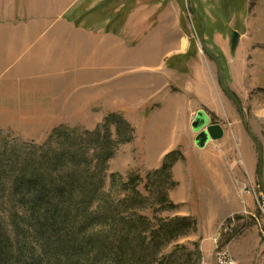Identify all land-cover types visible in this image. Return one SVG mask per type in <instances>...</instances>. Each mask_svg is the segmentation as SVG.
Instances as JSON below:
<instances>
[{"label":"rangeland","instance_id":"1","mask_svg":"<svg viewBox=\"0 0 264 264\" xmlns=\"http://www.w3.org/2000/svg\"><path fill=\"white\" fill-rule=\"evenodd\" d=\"M31 1L0 0V31L8 30V26L2 25L5 22L19 23L23 20ZM192 4L205 24V45L218 60L224 83L236 97L241 113L222 90L216 63L201 50V26L189 13L186 0H43L44 8L39 10L41 18L54 24L49 30L53 36L44 38V45L48 41L61 49L55 54L58 58L56 66L60 70L69 67L66 59L76 53L79 43L83 48L79 52L81 54L91 49L99 50L100 45L93 42L90 36L76 41L69 31L62 30L61 37L54 34L55 28L59 27H55L58 21L54 19H62V22L67 21L75 28L88 32L117 35L128 17L136 13L137 18L142 20L139 25L144 31L137 32L133 40L141 39L142 43L147 39L143 33L153 29L156 34L150 35L154 39L150 49L151 52L154 49L159 52L163 43L161 40L170 39L172 56L166 65L172 69V77L167 79L165 88L177 97L175 101L188 102L173 103V107L185 105L187 115L181 120L174 112L176 120L172 124L169 105L160 110L161 104L126 103L114 98L108 101L105 109L92 112L91 118L85 120L88 125L25 126L16 124V120L7 116L17 117L19 114H30L29 111L12 108L13 100L6 91H0V100H5L10 106L0 111V139L43 145L54 128L64 126L93 130L96 127L94 123L102 121V113H117L134 128L135 136L131 143L118 148L108 163V174L119 173L126 178L129 172H133L144 181L146 173L152 171L149 168L158 165L165 154L171 151L183 154L185 151L188 156L186 150L196 148V133L191 126L197 112L203 111L210 124L225 126L223 131H226L230 141V145L224 146H218L220 140L210 141L203 149L226 150L231 156L224 159L223 166L227 170L222 169L220 174H211L208 168L202 167L203 164H197V169L192 171L189 164L188 168H182V172L177 169L176 177L181 187L173 199H183L186 204L177 211L162 212L160 216H184L185 213H180L183 210L199 222V230L197 228L194 233L172 242L164 251L173 250L176 245L183 247V252L174 258L172 264H194L196 249L200 255L198 264H264V193L258 177L256 148L243 125L244 120L260 144L264 186V0H192ZM143 9L149 10L147 22L142 18L145 14ZM43 31V36H48L45 27ZM234 32L238 34V39L235 49H232L231 35ZM36 34L42 37V29ZM26 55L21 49L7 57L0 53V87L5 89L8 86L15 72L25 63ZM198 75L204 81L203 90L198 88ZM129 76L126 72L123 75L126 86ZM115 79L109 77L108 83L112 85ZM130 87L133 89L131 84ZM199 91L211 93L214 103H203ZM98 100L92 97V104L98 103ZM199 159L203 162L209 160L206 156ZM143 183L139 185L140 192H143ZM234 215L241 218L232 225L226 222L219 227L225 219ZM187 253L191 254L186 256Z\"/></svg>","mask_w":264,"mask_h":264},{"label":"trees","instance_id":"2","mask_svg":"<svg viewBox=\"0 0 264 264\" xmlns=\"http://www.w3.org/2000/svg\"><path fill=\"white\" fill-rule=\"evenodd\" d=\"M134 133L110 113L93 130L54 128L43 145L0 139V264H172L183 247L164 250L197 229L191 216H160L181 207L169 192L182 154L167 153L144 181L108 174Z\"/></svg>","mask_w":264,"mask_h":264},{"label":"crops","instance_id":"3","mask_svg":"<svg viewBox=\"0 0 264 264\" xmlns=\"http://www.w3.org/2000/svg\"><path fill=\"white\" fill-rule=\"evenodd\" d=\"M40 8H44L43 0L29 2L25 11L26 17L19 23L5 22L2 25H4L3 27L8 26V30L0 31V53L6 57L18 49L27 53L25 63L15 72V76L8 82L5 89L0 87V91H6L10 99L13 100L12 108L29 111L30 114H19L17 117L7 116L9 119H14L16 124L25 126L88 125L89 122L85 120L91 118L92 112L105 109L108 101L114 98L121 99L126 103L161 104L160 110L164 105H169L168 111L171 113L172 124L176 120L173 117L174 112L181 120L184 119L185 114L187 115L185 105L173 107V103L188 102L186 100L175 101L177 97L172 96L171 90L165 88L167 79L172 77V69L166 65V61L172 56L170 53L172 41L159 38L163 41L160 51L154 49L151 52V43L154 39H151L150 35L156 34V31L152 29L146 34L143 33L147 39L142 43L141 39L133 40L137 32L141 29L142 32L144 31L143 27L139 25L142 20L137 18L136 13L128 17L117 35L98 33V31L88 32L75 28L67 21L62 22V19H54V21H58L55 27L59 25L58 28H55L54 34L60 36L62 30L69 31V35L74 34L76 41L90 36L93 42L100 45L99 50L91 49L88 53L81 54L79 52L83 48L79 46V43L75 48L76 53L71 54L69 60L66 59L69 67L60 70L56 66L58 58L55 54L61 49L50 45L48 41L44 45V38L49 39L53 36L49 30L54 24L41 18ZM143 12L145 14L142 18H145L144 22H147L149 10L143 9ZM44 27L46 35H48L46 37L43 36ZM40 29H42V37L36 36L39 35L36 33ZM15 32L20 33L13 35ZM38 40H40L39 44L33 47ZM143 51L144 55H141ZM176 54L179 55V53ZM125 72L130 75L127 79L129 82L127 86L123 77ZM109 77H116L112 85L108 83ZM197 78L198 88L203 90L204 81L200 75ZM192 92L196 94L195 89H192ZM92 97L99 98L98 103L92 104ZM199 98L203 100V103H214L211 93L199 91ZM0 102H4L0 105V111H4L9 103H5L3 99ZM82 103L84 106H81ZM102 114L103 120L106 115ZM100 123L101 121L94 124L97 126ZM222 128L224 130L225 126L223 125ZM228 139L229 137L224 131L223 137L217 143L218 146L230 145ZM186 151L189 152L188 156L185 155V151L183 154L181 153L182 159L178 160L172 168V176L177 186L169 194L170 200L181 207L186 204L185 200L173 199L181 187V183L176 177L177 169L178 171L181 169L182 172V168H188L189 164V170L192 171V169H197V164H203L202 167L208 168L211 174L213 172L220 174L219 171L222 169L227 170L223 166L224 159L231 156L230 151L226 150L214 151L196 147ZM205 156L209 159L208 161L203 162L199 159ZM163 157L160 158L158 165L151 166L149 170L157 169L161 165ZM196 160L200 162L198 163ZM180 213L187 214L183 210ZM197 224L199 230L198 221Z\"/></svg>","mask_w":264,"mask_h":264},{"label":"water","instance_id":"4","mask_svg":"<svg viewBox=\"0 0 264 264\" xmlns=\"http://www.w3.org/2000/svg\"><path fill=\"white\" fill-rule=\"evenodd\" d=\"M186 5H187V9H188L189 13L191 15H193L199 21L200 26H201L200 34H199V42H200L201 50L216 63L217 71H218V77H219V83L222 87V90L229 97V99L237 106V108L239 109V111L241 113V108L238 104L236 97L232 94V92H230V90L226 87V85L224 83L221 66H220L218 60L216 59L214 54L205 45V42H204L205 24H204L203 20L195 12L193 4H192V0H186ZM231 36H232L231 37V48L235 49V47L237 45L238 34L236 32H234ZM242 119H243V116H242ZM243 125H244V129H245L247 135L253 141L255 148H256L257 159H258V177H259L260 185L262 187V191L264 193V186L262 183V166H263L262 150H261V147H260L258 140L251 133V131L249 130V128H248V126L244 120H243ZM191 128H192V131L196 133V137L194 139V145L199 149H203L207 145V143L210 141L220 140L224 135L222 127L220 125H217V124H210L209 118L207 117V115L203 111L197 112L194 120L192 121Z\"/></svg>","mask_w":264,"mask_h":264},{"label":"built area","instance_id":"5","mask_svg":"<svg viewBox=\"0 0 264 264\" xmlns=\"http://www.w3.org/2000/svg\"><path fill=\"white\" fill-rule=\"evenodd\" d=\"M261 209H263L262 207H261ZM230 225H232V224H234V219H233V217H231L230 218ZM219 227H222V226H219ZM223 254V256H225V253H222ZM221 255V253L218 255V256H220Z\"/></svg>","mask_w":264,"mask_h":264}]
</instances>
